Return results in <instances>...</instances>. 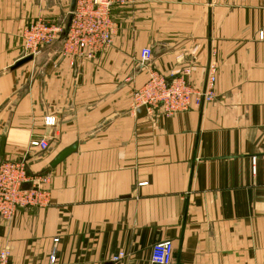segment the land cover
I'll list each match as a JSON object with an SVG mask.
<instances>
[{"label":"crops","instance_id":"crops-1","mask_svg":"<svg viewBox=\"0 0 264 264\" xmlns=\"http://www.w3.org/2000/svg\"><path fill=\"white\" fill-rule=\"evenodd\" d=\"M71 5L0 0V159H26L48 195L0 217L10 264H156L160 241L173 242V264H264V0H119L96 58L51 44L13 69L29 22L60 24ZM185 67L200 88L214 68L213 101L133 110L151 70ZM42 137L49 148L32 147Z\"/></svg>","mask_w":264,"mask_h":264},{"label":"built area","instance_id":"built-area-1","mask_svg":"<svg viewBox=\"0 0 264 264\" xmlns=\"http://www.w3.org/2000/svg\"><path fill=\"white\" fill-rule=\"evenodd\" d=\"M119 0H77L72 22L63 41L62 54L73 60L94 59L112 42L116 28L111 9ZM62 28L39 20L24 31L23 37L28 41L25 54L37 55L42 47L51 44L60 37ZM31 37V41L28 40ZM35 36L38 39L32 44ZM264 38V32L261 33ZM153 58L151 48H144L140 53V65L146 67ZM191 69L185 67L173 73L171 79L154 70L141 87L133 94V106H145L148 113L160 111L166 116L177 112L196 109L213 101L216 96V72L211 68L205 85L194 86L188 75ZM135 109V108H134ZM46 124L54 125L55 118L48 117ZM32 147L42 150L49 148L47 137L35 138ZM46 176L30 175L26 159H0V217L11 218L19 207L43 205L48 195L42 185ZM58 241V239H55ZM174 245L172 241H160L153 246L151 260L156 264H173ZM56 247L53 248L51 261H55ZM124 257L120 251L114 261ZM0 264H10V250L0 249Z\"/></svg>","mask_w":264,"mask_h":264},{"label":"water","instance_id":"water-1","mask_svg":"<svg viewBox=\"0 0 264 264\" xmlns=\"http://www.w3.org/2000/svg\"><path fill=\"white\" fill-rule=\"evenodd\" d=\"M76 3H77V0H72V5H71V14H70V17L68 19V24H67V28L70 26V23L72 21V14H73V11L75 10V7H76ZM66 34V31L62 34V37H64ZM33 59V56H28V57H25L21 60H19L13 67V69L21 66L22 64L28 62V61H31ZM147 111H146V108L144 106H141L137 109V114L138 115H144L146 114ZM77 143L67 147L66 149L62 150L58 155L57 157L52 161L51 163V166L52 167H55L56 165H58L61 161H63L68 155H70L71 153L75 152L77 150Z\"/></svg>","mask_w":264,"mask_h":264},{"label":"rangeland","instance_id":"rangeland-1","mask_svg":"<svg viewBox=\"0 0 264 264\" xmlns=\"http://www.w3.org/2000/svg\"><path fill=\"white\" fill-rule=\"evenodd\" d=\"M112 10V9H111ZM72 17H73V15H72ZM38 21L39 20H35V21H30L29 22V25H27V27L26 28H29L31 25H33V26H36V24L38 23ZM43 22H47V21H45V20H42ZM72 22V21H71ZM113 22H114V27L117 29V24L115 23V21L113 20ZM49 23V22H48ZM51 24H53V23H51ZM67 24H68V19L66 20V21H62V23H60V24H54V25H59L61 28H62V32L59 34L60 35V37L59 38H57V40L55 41V42H53V43H51V44H61V53H62V45H63V41H64V39H65V37H66V35H67V33H68V30H69V28H70V26L67 28ZM70 25H71V23H70ZM26 28H25V30H26ZM24 30V31H25ZM24 31H23V34H24ZM66 31V34H65V36L64 37H62V34L64 33ZM23 34H22V36H21V39H22V41H21V44H22V46H23V56H22V58L21 59H23V58H25V57H28V56H33V58H34V56H36V55H33V54H25V50H24V48H25V46L28 44V41H27V39H26V37H25V40H24V37H23ZM31 37L32 36H28V40H30L31 39ZM38 37L39 36H35V38L33 39V41H32V44L38 39ZM31 41V40H30ZM51 44H48V45H51ZM47 46V45H46ZM45 47V46H44ZM44 47H42V49L44 48ZM109 47V46H108ZM107 47V48H108ZM106 48V49H107ZM42 49L40 50V52L42 51ZM39 52V53H40ZM38 53V54H39ZM37 54V55H38ZM63 55V54H62ZM64 56V55H63ZM67 57V56H66ZM20 59V60H21ZM71 60H73V59H71ZM74 62H76V60H73ZM139 61H140V59H139ZM209 75V74H208ZM208 77V76H207ZM206 81H207V79H206ZM145 83V82H144ZM206 83V82H205ZM135 92V91H134ZM134 94V93H133ZM143 106V105H142ZM139 107H141V106H139ZM139 107H134L133 106V110H137ZM145 107V106H144ZM135 108V109H134ZM146 108V107H145ZM147 111V110H146Z\"/></svg>","mask_w":264,"mask_h":264}]
</instances>
